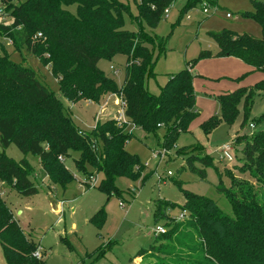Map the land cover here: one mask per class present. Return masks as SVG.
I'll list each match as a JSON object with an SVG mask.
<instances>
[{"label":"trees","instance_id":"1","mask_svg":"<svg viewBox=\"0 0 264 264\" xmlns=\"http://www.w3.org/2000/svg\"><path fill=\"white\" fill-rule=\"evenodd\" d=\"M174 1L140 0L138 18L152 24ZM195 1L187 0L186 6L191 7ZM0 4V18L4 14L11 18L8 24L0 22V35L5 34L16 49H25L47 66L68 101L100 103L105 95L121 92L126 101V116L134 129L151 134L164 128L166 149L174 146L177 137L187 132L198 116L189 68L172 75L158 94L147 90L145 78L152 70L151 51L143 44L146 35L141 30L133 33L123 28L121 14L127 8L122 2L0 0ZM72 4L76 6L75 15L67 9ZM252 16L264 33V3L255 2ZM211 36L217 52L213 55L208 50L201 51L197 59L232 56L264 72L263 38L226 30L212 32ZM1 50L0 177L9 181L18 194L37 193L29 178L34 167L28 155L36 156L44 176L62 187L72 179L62 160L73 152L78 153L74 160L78 169L88 164L103 171L98 188L107 193L113 188L115 176L135 177L140 172L143 166L138 158L125 149L133 136L132 130L118 126L113 119L95 122L90 132L78 129L36 72L9 60L0 41ZM120 53L126 56V61L123 83L118 88L113 78L97 68V62ZM256 95L264 99V79L219 95L220 118L209 117L199 124L200 129L207 134L220 122L232 124L240 110V129L247 121L248 125L263 126L264 110L250 119L252 122L248 119ZM234 142L242 144L240 168L250 173L252 182L233 177L228 186L216 187L230 204L232 214L223 212L214 200L182 189L179 182L183 195L180 209L188 220H169L168 231L155 236L150 248L160 256L152 254L153 264H264V129L248 134L237 131ZM11 143L23 155L18 161L4 152ZM178 154L185 159L183 166L204 179L203 168L212 160L199 143L181 148ZM194 160L203 164L201 169L194 166ZM101 215L102 211L96 212L92 220L100 224ZM0 246L6 264H47L44 259L32 256L38 245L24 235L1 197Z\"/></svg>","mask_w":264,"mask_h":264},{"label":"rangeland","instance_id":"2","mask_svg":"<svg viewBox=\"0 0 264 264\" xmlns=\"http://www.w3.org/2000/svg\"><path fill=\"white\" fill-rule=\"evenodd\" d=\"M118 1L127 8L121 14L123 28L133 33L141 30L146 35L143 44L148 47L152 56L151 74L145 78L147 90L158 94L172 75L189 68L193 76L198 116L190 130L181 133L174 146L167 149L163 160L153 157L152 150L163 148L166 130L159 128L155 133L145 134L140 129H133V136L125 144V149L135 155L143 167L135 177L115 176L110 193L98 188L104 178L103 171L95 170L88 164L83 169H78L74 164L78 153L74 152L62 160L72 176L64 187L51 183L44 176L38 158L32 155H28V160L34 167L33 176L29 175V178L36 186L37 193L31 196L20 195L9 181L0 177L1 199L9 207L24 235L42 246L44 251H41L40 258L47 264H153L155 256L152 254L160 256L150 248L155 241L152 234L155 226L164 227L166 232L167 221L188 220L181 217L185 212L180 209L183 195L179 182L182 189L214 200L229 215L232 214L231 206L216 191V187L219 184L228 186L233 177L252 182L250 173L243 172L240 168L242 144H235L234 138L237 131L248 134L264 129V125L250 129L247 121L240 129V107V113L232 124L220 122L207 134L200 129L199 124L211 116L220 118L219 95L240 87L252 86L264 79V72L244 68L225 56L197 57L204 50L213 55L217 52L212 32L226 30L236 35L249 34L264 39L261 25L252 16L255 2L264 3V0H197L191 7L186 6L187 0H175L152 24L138 18L137 4L140 0ZM202 8H206L208 12L204 13ZM67 9L76 14L74 4L68 5ZM227 13L230 17L226 16ZM244 13L249 15L244 16ZM10 21L8 14L0 18L1 23L8 24ZM3 35L5 34L0 35V41L9 60L34 70L37 77L59 99L64 113L70 116L74 125L90 132L94 127L99 105L91 100L75 103L68 101L61 94L57 80L49 68L25 49H16L11 43L12 39ZM42 56L45 57H40ZM125 61L124 54H115L110 59L98 60L97 68L113 78L119 88L123 83ZM263 110L264 99L256 95L249 121ZM110 111L113 110L106 108L97 122L108 120ZM193 143H199L205 155L212 160L210 165L203 168L204 179L183 166L185 159L178 154L181 148ZM223 144L232 147L230 160L221 157L220 148ZM4 152L15 161L23 156L12 143ZM193 164L199 169L203 166L198 160H194ZM153 171L163 179L158 180ZM91 176H94V180H90ZM159 202L162 203L160 207ZM98 211L103 214L100 224L92 220ZM137 254L140 256H136ZM2 259L0 246V264Z\"/></svg>","mask_w":264,"mask_h":264},{"label":"built area","instance_id":"3","mask_svg":"<svg viewBox=\"0 0 264 264\" xmlns=\"http://www.w3.org/2000/svg\"><path fill=\"white\" fill-rule=\"evenodd\" d=\"M209 4H212V3H209ZM1 8L2 7L0 4V10H1ZM214 9H215V7H214ZM166 11H167V8L164 10V12H166ZM202 11L204 13L208 12V10L206 8H202ZM0 13H1V11H0ZM226 16L230 17V14L227 13ZM37 36H40V33H37ZM97 104L99 105V109H98V112L95 116V122L98 121L100 116L104 115L101 113H103L104 110H106V108H108V109L111 108L113 111L108 112V115L110 116L109 119H113L118 126H124L125 128H127L129 130H133L135 128L134 124L131 123L126 116V101L123 98V94L121 92L109 93L102 98L100 103H97ZM249 127L251 129H253L255 126L252 123H250ZM231 149H232V147L230 145L223 144L220 148V150L222 152L221 157L225 158L226 160H230L231 159V155H230ZM166 153H167V149L165 147H163L160 150H156V149L152 150V156L158 157L159 160H163L166 156ZM153 174H155L157 176L158 180L163 179V177L161 175H158L155 171H153ZM168 175L169 174H167L166 177H168ZM90 180H94V176L93 177L91 176ZM181 217L182 218H188V216L185 214H182ZM163 233H165V229H164V227H162L160 225L155 226V229L152 231V234L154 235V237L161 235ZM41 251H42V248L40 246H37L36 249L33 251L32 256L39 259L41 257Z\"/></svg>","mask_w":264,"mask_h":264},{"label":"crops","instance_id":"4","mask_svg":"<svg viewBox=\"0 0 264 264\" xmlns=\"http://www.w3.org/2000/svg\"><path fill=\"white\" fill-rule=\"evenodd\" d=\"M223 57H224V56H223ZM216 58H222V57H216ZM225 58H232L233 60H235V62H238L242 67L247 68V69L251 68V69L253 70V68H252L251 66L247 65L245 62L241 61L240 59H238V58H236V57L225 56ZM247 69H246V70H247ZM246 72H247V71H246ZM196 118H197V117H196ZM196 118H195V119H196ZM195 119H194V120H195ZM194 120H193V121H194ZM193 121H192L191 124L189 125L188 131L190 130V128H191V126H192V124H193ZM202 122H203V121H202ZM200 123H201V122H200ZM60 203H62V202L60 201ZM39 246L42 248L41 245H39ZM42 251H44L43 248H42ZM2 260H3L2 264H6L4 258H3Z\"/></svg>","mask_w":264,"mask_h":264}]
</instances>
